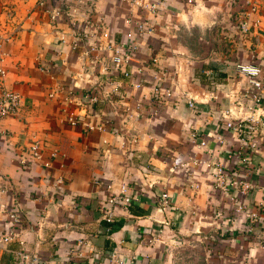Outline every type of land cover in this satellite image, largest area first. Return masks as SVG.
Returning <instances> with one entry per match:
<instances>
[{
	"label": "crops",
	"instance_id": "crops-1",
	"mask_svg": "<svg viewBox=\"0 0 264 264\" xmlns=\"http://www.w3.org/2000/svg\"><path fill=\"white\" fill-rule=\"evenodd\" d=\"M38 1L0 0V31L12 36L3 85L22 97L17 114L0 121V132L11 135L18 152L36 135L59 155L50 169L21 167L0 133V206L22 212L18 235L0 248V264H15L24 247L63 264H115L109 261L114 251L126 264H264V124L255 134L258 146L248 149L254 189L244 196V209L239 210L233 188L214 187L219 169L239 165L231 154L242 140L219 117L228 107L241 111L233 100L249 82L237 64H259L264 71V0L253 15L259 25L243 38L236 17L246 0H152L162 6L156 17L124 0H93L92 19L104 17L118 42L132 27L129 17L155 22L127 66L131 79L116 76L126 100H104L92 118L107 117L120 134L131 130L138 137L135 146L112 133H84L62 120L66 92H83L102 77L109 41L96 40L99 49L88 52L90 43L77 38L66 19H51ZM154 57L167 70H181V76L171 84L173 97L152 117L146 108L155 103L153 83L162 75ZM44 65L53 71L45 72ZM136 81L143 86H134ZM70 107L77 112L79 104ZM258 114L264 121V104ZM202 137L206 145L201 146ZM46 173L64 176L60 200L43 182ZM96 177L111 180L115 191L127 182L139 199L118 206L108 222L103 203L110 193ZM162 191L171 196L166 210L153 199ZM251 213L258 219L252 226ZM7 227L8 216L0 210V233Z\"/></svg>",
	"mask_w": 264,
	"mask_h": 264
},
{
	"label": "built area",
	"instance_id": "built-area-1",
	"mask_svg": "<svg viewBox=\"0 0 264 264\" xmlns=\"http://www.w3.org/2000/svg\"><path fill=\"white\" fill-rule=\"evenodd\" d=\"M131 5L139 6L143 12L152 13L153 17L158 16L161 13L162 6L159 1L152 0H124ZM195 0H187L189 3H193ZM232 4H236L239 0H230ZM93 0H75V3L71 4L66 0H39L38 6L41 9L49 10L51 12V19H58L59 17L66 19L72 27V30L77 38L83 39L85 42L90 43L88 52H93L99 47L96 45V40L106 39V49L111 51V55L105 58L101 63V74L98 80H96L90 87L85 88L83 92L76 93L75 91H67L64 100L62 110V120L73 126L80 128L84 133H91L95 130L112 133L115 136L122 137L124 143L129 142L135 146L138 143V137L128 129L123 130L122 134L117 132L113 126V122L107 117H101L98 122H92L94 115L98 114V104L107 101H114L116 103L123 104L126 100L125 89L122 86V81L117 80L116 76H123L124 78L131 79L132 72L128 71L127 66L134 59L135 53L139 48L141 40L155 30V22L152 18H132L129 17L128 21L132 24V27L126 33L125 40L118 42L113 37V32L106 25L105 18L101 17L98 20L92 19ZM89 9L86 11L84 7ZM260 12L259 0H246V7L243 8L239 15L236 17L238 27L240 30V38L245 37L252 28L259 25L260 19L253 18L255 13ZM81 16H84L82 19ZM252 20V25H251ZM12 36H8L0 31V121L17 114L20 109L22 97L21 94L15 90H10L4 87L3 82L6 78V68L4 63L8 58L10 52L8 51V43ZM96 62L92 57L90 59ZM153 61L158 64L159 69L162 70L161 77L154 79V104L147 106L146 110L149 111L150 116H155L158 113V108L163 101H168L173 97L171 91V84L178 80L181 76V70H167L164 66H161L158 59L154 57ZM98 64L100 62H97ZM237 68L240 73L244 74L248 78V86L241 93L236 95L234 101L236 107H239L241 111L236 113L231 107L220 111L219 121L222 126H225L229 130L235 131L242 140V147L235 153L231 154L232 159L238 160L239 165H235L230 170L219 169L214 177V187L217 190H228L233 188L235 190V197L241 203L239 210L244 209L243 198L247 192H251L254 189V183L249 178L252 171L250 170L251 153L248 149H254L256 146L255 134L259 130L260 124H264L262 117L258 114V111L262 109L264 104V71L259 64L255 63H238ZM42 70L47 73L53 71V67L50 65L42 66ZM134 86L140 88L143 86L142 82L136 81ZM165 91V92H164ZM52 97L53 94H50ZM189 106L192 108L197 107V102L193 99L188 101ZM71 104H79L77 112L71 110ZM137 107L142 112L144 105L138 104ZM143 113V112H142ZM1 136L10 140L11 135L0 132ZM194 138L199 139L198 133L192 134ZM107 143V141H104ZM202 145H206V138H201ZM10 150L13 153V158L21 167H29L35 165H41L45 169L52 167L53 160L58 157V149L47 150L43 141L36 135H32L29 142H27L25 148L20 152L14 144L9 141L8 144ZM111 148V147H110ZM214 164V163H212ZM210 165V164H209ZM43 182L47 186L50 193L57 197L58 200L64 194V176L59 175L52 178L47 173L42 178ZM95 183L98 186L105 188L110 194L103 203L106 209L105 220L108 222L114 221L116 214L115 210L118 206H128L133 200L139 199L138 193H132L130 185L127 182H122L118 191L114 190L112 181L102 177H96ZM154 201L163 210L172 207L171 196L169 192L162 191L159 194H154ZM239 198V199H238ZM260 207L264 212V201L261 202ZM0 210L8 216V227L0 233V248L6 243L10 242L18 235V230L22 223V212L18 206L8 207L1 205ZM257 213H251L249 215L250 226L257 221ZM249 226V227H250ZM220 239V236H216ZM22 243V242H21ZM177 243H181V240H177ZM109 261L115 264H126L125 259L119 254L118 251H114L109 256ZM15 264H63L62 262H50L45 261L41 256L36 253L30 252L22 248L18 252V259ZM94 264H103L101 262H95Z\"/></svg>",
	"mask_w": 264,
	"mask_h": 264
}]
</instances>
